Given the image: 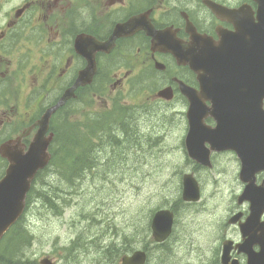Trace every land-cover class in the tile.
I'll use <instances>...</instances> for the list:
<instances>
[{
  "label": "rangeland",
  "instance_id": "rangeland-1",
  "mask_svg": "<svg viewBox=\"0 0 264 264\" xmlns=\"http://www.w3.org/2000/svg\"><path fill=\"white\" fill-rule=\"evenodd\" d=\"M14 54L8 52L0 56V72H3L5 82L3 89H8L7 114L12 115L17 123H27L32 111H27L26 93L37 92L42 84L25 78L23 69L27 71L24 62L27 58L18 54V59H14ZM31 54L32 61H36L38 53L32 51ZM145 70L133 74L124 90L117 89L106 102L103 96L98 97L92 92L94 97L90 103L88 95L91 91H84L77 112L67 118L66 123L74 126L65 124L62 132L67 134L73 128L78 139L79 132H86L84 125L89 123V113H107L114 101L136 109L133 119H127L128 123L123 126L129 135L125 134L119 144L104 139L117 136L111 132L96 140L97 146L89 150L92 166L75 183L73 181V185L65 187L56 175L57 172L59 176H66L70 163L50 166L35 181L29 208L22 218L31 235L30 247L24 252L34 264L44 258L55 264H116L117 257L113 252H107L108 259L105 258L107 248L119 251L127 245L148 246L146 225L149 211L168 207L179 196L181 176L191 170L180 145L185 133L184 103L179 98L170 104L148 99L155 91L153 89L161 84L163 75L155 73L154 79L148 81L140 76ZM112 81L105 93L111 89ZM53 87L49 83L45 90ZM35 95L40 97L41 93ZM2 114L0 109V119L4 118ZM61 118L59 115V122ZM68 144L69 141L61 142L60 146L68 148ZM222 158L218 166L223 173H229V178L208 180L205 175L196 173L205 195L202 203L191 207L190 212H180L170 240V253L163 262L160 257L151 256L149 264H210L223 230L231 236L235 232L225 224V216L234 205L233 196L238 186L230 175L234 166L230 165L228 158ZM38 192L46 194L56 208L48 206ZM101 224L112 225L111 231L125 236L126 240L117 239L110 245L104 241L110 237L108 230L99 236L98 245L86 244L100 231ZM77 236L82 237L78 240L81 246L71 248L70 244Z\"/></svg>",
  "mask_w": 264,
  "mask_h": 264
},
{
  "label": "flooded vegetation",
  "instance_id": "flooded-vegetation-1",
  "mask_svg": "<svg viewBox=\"0 0 264 264\" xmlns=\"http://www.w3.org/2000/svg\"><path fill=\"white\" fill-rule=\"evenodd\" d=\"M9 3H16V6L0 14V52L39 50L43 54L37 60L36 75H39L41 84L50 82L55 87L45 90L44 96L41 92L37 103L30 108L32 113H38L42 107L49 106L47 103L53 104L60 98L85 66L84 58L74 51V40L80 34L89 37V48L98 49L95 53L98 72L94 81L100 71L107 74L110 67L126 69L123 77L118 76L111 85V89L123 91L134 70L154 69L160 62L165 66L163 73L167 70L169 75L156 91L170 87L172 100L179 98L187 107L175 79L198 88L195 75L187 66L177 65L171 54L153 49L148 30H166L175 41L187 43L191 41L187 32V26L191 24L198 34L211 38L216 44L228 46L236 40L237 30L254 38L255 26L260 19L255 0H0V11ZM262 26L264 29V16ZM113 34L117 36L111 47L107 43ZM174 40L164 39L172 50L176 49ZM108 47H111L109 51ZM91 86L80 92L91 91L89 101L94 97ZM47 91L54 93L49 97L50 102H46ZM156 91L148 99L167 104L156 97ZM80 93L77 89L75 97L67 100L56 113L75 114ZM204 120L213 125L210 117ZM34 121L30 118L28 124ZM221 154L229 155L238 169L239 160L234 152L212 153L211 156ZM256 177L259 182L264 173H258ZM245 206L239 207L244 210L241 211L244 215Z\"/></svg>",
  "mask_w": 264,
  "mask_h": 264
},
{
  "label": "water",
  "instance_id": "water-1",
  "mask_svg": "<svg viewBox=\"0 0 264 264\" xmlns=\"http://www.w3.org/2000/svg\"><path fill=\"white\" fill-rule=\"evenodd\" d=\"M148 33H152L148 30ZM156 40L164 41L163 36L160 33H153ZM88 40H82V47L80 53L86 58L87 65L84 69L79 72L77 79L73 87L66 92L63 98L56 103L51 108H48L46 112L42 115L38 121V130L35 133L32 142L26 152L18 149V144L14 141H6L0 145V154L9 161V165L5 171V175L0 179V237L7 230V228L19 217L24 207V196L30 186V180L39 168L46 165L48 161V155L46 149L50 141V137H45V133L48 128V121L51 113L63 103V101L70 96L72 90L78 85L87 84L91 81L93 73L95 71V63L93 60L94 47L89 48ZM201 40L198 44H192L189 50L188 48H183L181 50H175L173 53L177 55L180 60L192 62L194 60H199L202 55V50L200 48ZM204 50V49H203ZM259 52L256 61H259L253 66V76L252 78H241L239 74V79L237 82H242L244 84L243 89L245 91H253L254 93V124L260 125L264 122V112H260L259 103L261 98L264 97V61L263 48H256ZM192 64V63H191ZM191 68L198 74V79L202 80L200 74V65L197 63L192 64ZM249 74L245 73V76ZM236 81V79L234 80ZM241 85V84H240ZM185 93L190 96L191 92L186 90ZM161 96L167 97V91H162L159 93ZM214 101V97H212ZM245 99H240L239 101H244ZM195 115L190 117V131L187 135L188 149L193 156H196L195 144L198 145L200 139V132L204 131V128L200 125L199 114L197 113L198 107H194ZM25 133H23L24 135ZM22 135V136H23ZM18 141V139H17ZM189 175L186 179L187 181L193 183ZM184 199H196L197 195L194 191L184 189L183 193ZM243 198H247L252 201V214L251 217L247 218L243 224H241V233L243 236H248L245 240L243 247L248 248L252 244L256 243L257 237H253L249 234V230L258 225V219L261 211L264 210V191L260 189H247L244 192ZM171 217L172 214L167 210L158 211L151 223V229L153 237L156 241H163L171 231ZM263 242H258L260 245L259 253L248 252L247 264H264V237H262ZM229 247L223 252L222 263L228 259ZM145 262V254L143 252H135L131 257H124L122 259V264H143ZM42 264H49L47 261H42ZM232 264H237L234 261Z\"/></svg>",
  "mask_w": 264,
  "mask_h": 264
},
{
  "label": "trees",
  "instance_id": "trees-1",
  "mask_svg": "<svg viewBox=\"0 0 264 264\" xmlns=\"http://www.w3.org/2000/svg\"><path fill=\"white\" fill-rule=\"evenodd\" d=\"M110 121L104 120L103 122H101L103 125V128H106L109 126L108 127L109 133H110L111 125H112ZM101 129L102 128L96 129L95 133H99V132L104 133L103 131H100ZM111 140H112V143L118 141L117 138H112ZM55 146L57 148H55ZM55 146L52 147V153L54 151L55 152L52 154V158L49 164L50 166L52 165L55 166L56 164L60 163L58 160L59 147L56 144ZM76 147H77V153L73 156L74 158L71 160V162H67L70 160V157H69V158L64 159L60 163L62 166H66V164L70 163L67 166L68 169L66 168L68 170V174L66 176H59L56 172L57 177L61 178V181L63 182V185L65 184V187H69L73 185L74 179L75 178L79 179L78 176H80L79 174L81 173L82 169L88 168L89 165L91 164L90 159H89L90 158L89 150L91 148V144L87 136V131L85 133L79 132ZM88 153H89V157H88ZM65 155L66 157L70 156V152L69 153L67 152V154ZM1 167L2 165H0V170H1ZM19 226L20 225L17 224L12 228L11 236L8 239L7 245H6L8 254L6 255L3 254L5 258L3 257L2 253L0 254V264H29V261L27 260L25 252L23 250L26 247V245L29 244V237L24 230L23 231L20 230ZM108 252H113V251L110 248L108 249ZM7 255L9 257H7Z\"/></svg>",
  "mask_w": 264,
  "mask_h": 264
},
{
  "label": "bare ground",
  "instance_id": "bare-ground-1",
  "mask_svg": "<svg viewBox=\"0 0 264 264\" xmlns=\"http://www.w3.org/2000/svg\"><path fill=\"white\" fill-rule=\"evenodd\" d=\"M117 35H114V37H116ZM81 246V245H80ZM16 249V248H15ZM14 249V250H15ZM13 252V251H12ZM12 252H11V254H12ZM8 253V252H7ZM14 253H16V252H14ZM3 255V254H2ZM17 255V254H16ZM3 257H4V255H3ZM7 257H9L8 255H7ZM5 258V257H4ZM10 260V259H9Z\"/></svg>",
  "mask_w": 264,
  "mask_h": 264
}]
</instances>
